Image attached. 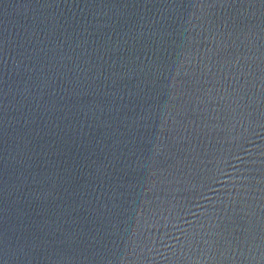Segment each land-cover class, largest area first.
<instances>
[{
  "label": "water",
  "instance_id": "water-1",
  "mask_svg": "<svg viewBox=\"0 0 264 264\" xmlns=\"http://www.w3.org/2000/svg\"><path fill=\"white\" fill-rule=\"evenodd\" d=\"M0 264H264V0H0Z\"/></svg>",
  "mask_w": 264,
  "mask_h": 264
}]
</instances>
